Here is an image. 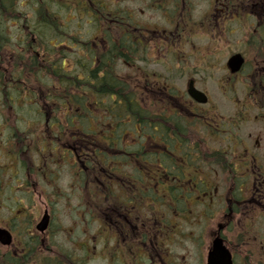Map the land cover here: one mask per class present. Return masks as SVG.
<instances>
[{"label":"flooded vegetation","instance_id":"af4514ba","mask_svg":"<svg viewBox=\"0 0 264 264\" xmlns=\"http://www.w3.org/2000/svg\"><path fill=\"white\" fill-rule=\"evenodd\" d=\"M200 1L207 7L196 18L192 16V10L198 13L197 2L182 3L177 19L172 22L163 12L167 24L173 26L172 31L162 28L158 25L160 23H151L152 19L142 20L138 15L142 23L131 30L135 62L130 68L135 75L133 85L142 106L160 105L169 114L171 101L148 95L152 91L150 87H154L145 82L144 72L167 74L163 64L169 59L171 41L179 38L180 43L186 36L189 38L190 28L192 36L197 29L196 35L201 34L211 43L208 50L200 51L203 56L199 55V51H183L184 56L194 53L196 58L197 55L201 57L194 66L199 71L190 72L189 78L195 77L194 86L207 96V103L198 104L186 95L187 100L176 106L185 113L187 104L190 116L206 123L201 130L204 136L224 135L222 143L225 145L217 150L226 154L225 167L209 166L216 169L213 177L207 180L214 185L211 198H208L210 204L203 206L201 191L190 198L189 205L184 209H174L170 204L165 213L179 221L171 228L156 219V212L141 220L140 212L129 208L130 205L123 210L120 204L106 202L103 208L93 211L86 218V224H98V229H86V225L75 229L76 222L71 215L75 210L72 206L74 166L75 162L80 166L89 165V153H81V150L89 146L84 143L88 144L90 128L66 130L68 140L66 143L63 141L61 146L51 145L47 138L27 137L23 139L22 146L17 147L19 137L14 136L12 141H7L0 154V231L3 232L0 233V264H204L205 250L208 251L216 237L231 253L232 264H264V0ZM237 33L241 34V49L234 52L235 43L231 38ZM115 35L120 41L121 30L117 29ZM93 38L92 43L85 42L83 47L69 45L67 59L58 61L57 50L56 66L60 63L63 70L80 72L85 70V65L91 64L90 70L95 71L100 66L99 60L94 56L91 59L89 51L91 47L105 51L106 44L100 36ZM76 52L82 53L81 63L75 58ZM226 52L228 58L239 54L243 60L242 67L231 73L225 63L221 69L223 75L216 79L213 73L219 67L214 63L218 61L217 55ZM122 64L121 60H117L115 70L118 66L120 69ZM99 75H102L101 72ZM87 78L90 79L89 75ZM54 81L57 92L56 78ZM207 81H216L227 94L224 102L231 106L230 117L220 115L214 106L205 107L211 101L210 96L207 88H200L199 84ZM90 111L94 112V119L89 114L84 117L86 120L91 122L100 118L95 117L100 114L92 108ZM54 116L58 118L61 115L56 112L51 117ZM30 118L40 116L36 113ZM72 119L74 122L75 117ZM224 120L227 123L223 124ZM242 128H245V133ZM35 133L58 132L55 129ZM79 134L86 135L83 137L84 145H79V140L76 144L72 139L74 136L79 138ZM55 141L58 143V140ZM130 141L131 145L137 142L135 138ZM36 142L38 145H34ZM64 171L69 177L66 179L67 192L62 193L59 183L65 180ZM101 175L108 181L113 182L115 178L116 181L121 180L107 170H101ZM171 179L190 180L184 173L181 178L170 173L167 180ZM197 181L200 182L201 178ZM217 184L222 185L224 190L215 202ZM82 196L87 197L86 204L82 203L78 208L90 203V196ZM189 213H194L197 218L209 216L215 221L209 238L203 229H182L180 220ZM84 215L78 218L82 219ZM64 219H67L66 222Z\"/></svg>","mask_w":264,"mask_h":264},{"label":"trees","instance_id":"16d2710c","mask_svg":"<svg viewBox=\"0 0 264 264\" xmlns=\"http://www.w3.org/2000/svg\"><path fill=\"white\" fill-rule=\"evenodd\" d=\"M139 1L149 10L166 12L172 22L182 3L195 0ZM127 3L130 0H0V154L14 136L19 137L17 147L27 137L47 138L51 145L61 146L68 140L66 130L90 128L88 144L83 141L86 135L72 138L76 144L79 140V145H89L81 150L89 153V165L75 162L74 166V183L80 195L91 197L82 209L84 213L98 211L106 202L121 204L122 208L130 205L142 213L158 212L172 228L176 219L165 213L170 204L174 209H184L198 191L203 206L210 204L214 185L207 182L213 177L209 166L223 168L227 158L221 150L210 147L201 133L206 123L190 116L187 104L185 113L176 107L187 100L176 81L189 72L190 55L184 56L183 51L191 41V28L189 38L170 45L169 59L163 64L167 74L144 72L145 82L154 87L148 95L168 98L170 113L160 105L144 108L140 103L130 67L135 62L131 30L142 22L135 8L125 6ZM117 29L121 30L120 41L115 35ZM93 36H100L106 44L105 51L99 47L89 51L91 59L94 56L99 60L95 71L90 70L91 64L80 72L63 70L60 63L56 66L57 50L58 61L67 59L69 45L83 47L85 42L92 43ZM76 53L81 63L82 53ZM117 60L123 64L115 70ZM198 71L192 68V73ZM53 78L57 80V92ZM90 108L100 118L86 120L89 114L94 119ZM56 112L61 116L52 118ZM36 113L40 118L31 119ZM29 120L31 127L26 126ZM55 129L58 133H35ZM133 138L137 142L131 145L127 139ZM101 170L121 180H105ZM170 173L179 178L184 173L190 180L169 181ZM80 202L86 204L85 199Z\"/></svg>","mask_w":264,"mask_h":264},{"label":"rangeland","instance_id":"374dc122","mask_svg":"<svg viewBox=\"0 0 264 264\" xmlns=\"http://www.w3.org/2000/svg\"><path fill=\"white\" fill-rule=\"evenodd\" d=\"M139 2H140L139 0H130V3H127L125 6L130 7V8H134V7L138 8V10L136 12L141 17L142 20L148 19L150 21L152 19L151 23H153V24L154 23L155 24L160 23L158 25H160L162 28H165L166 30L172 31L171 29L173 28V26H172V24L171 25L167 24L166 17L162 11L152 10V9L149 10L145 7V5L141 4V2L140 3ZM196 2H197L199 11L197 13V12H193V10H192V13H193L192 16H194V18H196V15H198L203 9H205L207 7L206 4L202 5L200 0L193 1V3H196ZM162 18H164V19L162 20ZM83 28L87 29L88 27L86 28V25H83ZM198 30H201V29H198ZM196 31H197V29L194 31V35L192 36L193 39H191V41H189L186 44V47H185L186 49L184 51H192V52H196V53L199 51V55L203 56V54L200 53V51L205 50V49L208 50V46L211 43L207 40L206 37H203L201 34L196 35ZM195 35H196V37H194ZM231 40L235 43V44H233L232 50L234 52H237L238 50H240L241 49V46H240L241 34L237 33L236 35H234L231 38ZM225 49H228V48L226 47ZM226 53H224V54L220 53L219 55H217L218 61L216 63L213 62L215 64V66L219 67L216 70V72L213 73V76H215L216 79L221 78V76L223 75V71L221 69H223V67H225L226 60L229 56L228 53L227 54ZM199 55H197L198 58H196L194 53L191 54V56L188 58V62H189L188 74L185 77L177 78V81H176L177 86L183 91L185 90V86L187 83V79L189 78V74H190V72L192 73V68L194 66H197L196 60L201 58V57H199ZM210 60L213 61V57H211ZM122 72H123V70H122ZM122 72H119V74H121ZM203 76L206 77V75H203ZM192 78L195 79L194 76H192ZM199 87L200 88H207V92L210 96L211 101H210L209 105L205 106V107L214 106L218 109V112L220 115L224 116L225 118L230 117L231 106L229 103H226V101L224 102V98L227 97V94H224V91L220 89V86L218 84H216V81H207V82L200 83ZM28 97L30 99H32L29 94H28ZM26 126L31 127L32 122L29 120V122L26 124ZM99 129H101V128L99 127ZM242 131H243V133H245V128H242ZM223 136L224 135H215L214 137L208 136L207 140H208L209 145L213 148H216V149H218L221 146H224L225 143H222V140H224ZM128 142H131V141L128 139ZM209 171H211V173L214 175L216 169L215 168L209 169ZM62 175H63L65 180L60 181L59 188H60L62 193L63 192L65 193V192H67L66 179H68L69 175L66 171L62 172ZM74 180H75V176H74ZM73 189H74V191L72 194H74V198L72 201V206L74 205L75 210H74V212L73 211L71 212V215H72V218L74 219V221L76 222V224H74L76 226L75 229H78L77 226L82 228L81 227L82 225H86V229H98V224L93 223V224H91V226H90V223L86 224L85 215H84V218H82V219L78 218L79 215L83 216V214H84V212L82 211V207L78 208L80 206V203H81L80 200L86 199L87 197L84 198L82 195H80V189H77V186L75 185V183L73 185ZM215 190L217 191V194L214 193V195H215L214 201L216 202L217 200L220 199V194L223 192L224 188L222 185L217 184ZM215 208H216V206H214V209ZM70 209H72V208H70ZM190 209H192V207H190ZM193 209H194V207H193ZM196 209H199V208H196ZM200 210H202V208H200ZM61 211H62V209H60V213H62ZM145 212H147V211H144V213ZM148 217H149V215H148ZM156 217H157V214H156ZM66 220L67 219H64V222H66ZM176 223H177V225L179 224L178 219H176ZM180 223H181L180 226L183 227L182 229H203V231H206V233L208 234V238H209L210 230L213 229L214 228L213 225H215V221H213V219L212 220L211 219L210 220H204L203 218H197L194 216V213H192V214L189 213L186 218L180 220ZM65 224H67V223H65ZM206 239H207V237L205 238V241H206Z\"/></svg>","mask_w":264,"mask_h":264},{"label":"water","instance_id":"95a60500","mask_svg":"<svg viewBox=\"0 0 264 264\" xmlns=\"http://www.w3.org/2000/svg\"><path fill=\"white\" fill-rule=\"evenodd\" d=\"M243 64V60L240 55H234L228 59V68L232 73L237 72ZM188 95L198 103H204L205 97L202 93L195 90L193 86V81H189L187 84ZM0 233H2L0 231ZM206 264H231L230 256L228 252L223 247L220 240H215L213 242L212 249L208 253Z\"/></svg>","mask_w":264,"mask_h":264}]
</instances>
